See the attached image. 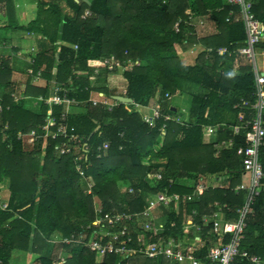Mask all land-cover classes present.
Listing matches in <instances>:
<instances>
[{
  "label": "trees",
  "instance_id": "16d2710c",
  "mask_svg": "<svg viewBox=\"0 0 264 264\" xmlns=\"http://www.w3.org/2000/svg\"><path fill=\"white\" fill-rule=\"evenodd\" d=\"M1 2L5 3V27L38 32L53 46L58 40L69 44L36 53L32 68L34 73L39 70L45 80L52 79L66 87L69 96L77 100L75 105L80 101L84 111L67 114L66 123L74 126L81 146L89 148L59 155L54 146L61 138H48L44 146L41 139L28 142L31 130L41 132L48 105L41 101L34 112L24 108L22 101L13 102L10 92L1 96L0 184L8 179L9 199L6 208H0V264H9L14 250L38 254L39 264H53L62 253L67 256L64 264H115V254H104L102 261L96 263L97 254L83 243H65L62 238L84 232L87 240L96 228L85 227L96 214L140 212L151 194H190L201 178L227 174L225 186L203 187L196 190L191 201H171L168 206H159L168 207L160 211L166 216V226L171 222L175 225L159 236L172 235L185 245L193 244L196 238L187 221L190 212L196 211L194 221L201 226L199 238L203 241L196 246V256L205 260L207 248L216 245V236L209 232L210 225L203 226L201 217L212 214L215 202H219L228 206L224 216L235 218L233 209L241 207L245 197V192L237 189L243 173L239 147L245 145L244 132L231 136L224 126L213 133L206 132L210 125L224 123L227 128L226 124L237 123L240 110L247 118L251 109L234 105L241 99L250 103L254 100V75L249 61L238 52H216L220 47L233 48L234 43L245 38L241 21L234 16L226 20L229 11L237 10L236 7L224 0H67L73 11V15H68L50 1L38 2V10L46 12L44 15L38 14L34 20L20 25L13 0ZM252 3L254 17L264 23V0ZM187 8L194 14L209 11L216 32L200 37L185 22L176 31L174 24L185 19ZM195 45L201 50L194 62L182 63L180 50ZM208 47L214 49L209 55L205 51ZM257 47L264 49V40ZM110 56L121 63L131 59L139 64L109 71L103 59ZM95 69L98 71L92 78ZM116 72L125 78V95L133 102L112 100L117 105L111 110L102 104L93 105L88 100L91 91L111 98L106 76ZM11 75L9 59L0 55V87L10 85ZM184 84L199 87L191 95L188 108L172 103ZM48 88L27 81L24 95L46 97ZM152 98L155 102H151ZM135 104L158 105L162 115L154 127L143 121L142 114L134 109ZM64 108L52 106V116L57 121ZM227 112L234 114L231 123L221 122ZM164 114L179 116L182 122L165 119ZM207 137L210 139L204 142ZM228 138L233 140L231 147L216 145ZM103 142L109 146L98 157L96 148ZM78 154L82 156V175L74 161ZM260 161L264 170V147ZM158 172L160 180L154 179ZM129 188L133 191L129 192ZM94 239L104 237L95 234ZM228 239L225 235L224 241ZM50 243L56 245L54 250ZM240 247L251 255L264 256V193L256 196L249 207ZM168 261L161 259L157 264ZM149 262L135 259L130 264H156ZM231 264L251 263L236 257Z\"/></svg>",
  "mask_w": 264,
  "mask_h": 264
},
{
  "label": "built area",
  "instance_id": "2783aa9c",
  "mask_svg": "<svg viewBox=\"0 0 264 264\" xmlns=\"http://www.w3.org/2000/svg\"><path fill=\"white\" fill-rule=\"evenodd\" d=\"M227 2L239 6V14L235 16L230 11L226 20L229 21L234 16L236 21H241L245 31V38L234 43L233 48L220 47L216 49V52L219 55L238 52L249 61L254 75V100L250 103L247 99H241L240 103L234 105V108L238 109H251L247 118L245 117V113L240 110L236 114L237 123L231 126L230 124H226L227 128L224 123L214 126L210 125L206 127V132L208 134L213 133L220 126H224L223 129L230 130L231 136L238 135L242 131L244 132L245 145L239 147V151L242 153L241 170L243 174L247 175V180L240 183L237 189L244 190L246 195L243 205L233 209L237 216L235 218L225 217L224 210H228L227 204L215 202L212 215H203L201 217L203 226L210 225L209 232L216 236V245L207 248L204 256L205 260L196 256V247L193 244L185 245L180 238H175L172 235L165 238L159 236L165 229L172 228L175 225L171 222L169 226H166V222L158 221L160 216L154 215L153 211L161 204L168 206L171 201H191L196 195V190L204 187L201 182L196 185L190 194L176 192L169 194L163 191L151 194L147 199L145 208L140 212H106L103 215L96 214L91 223L85 227V230L90 229L91 225L96 228L87 240H84V232H80L78 235L71 234L69 238H62L65 243L71 241L83 243L98 256L115 254L119 258L115 264H128L129 260L133 257L159 260L161 258L169 259L172 261L171 264H231L236 257H243L251 264H264V256L251 255L240 247L249 207L256 196L264 193V170L260 161V150L264 147V75L262 74L264 70L259 69L256 61L257 46L264 40V23L254 17L251 10L253 4L251 0H227ZM86 14H89V12L86 11ZM185 15L186 17L183 21L182 19H178L175 22L174 29L178 31L180 23L185 22L189 27L194 28L192 31L196 32V14L187 8ZM202 23V21L198 22L200 25ZM72 48L76 49V45H73ZM213 50L211 47H208L205 51L209 55ZM103 63L109 71H113L116 68L121 70L131 68L132 66L138 65L139 61L128 59L121 63L114 56H110L104 58ZM97 71V69L93 70L94 73H97ZM52 90V95L39 97V100L43 101L49 107L47 117L45 123L41 126V132L36 130L30 131L28 142H37L41 139L44 146L48 138H61V141L54 146V149L59 155L70 154L73 150H78L80 147L83 150L88 149L89 147L86 145L81 146L79 143L80 136L74 126H69L66 123L67 109L69 106L76 104L77 100L69 96V91L66 87L58 85L55 82ZM165 96L170 98L168 93H165ZM102 97L100 95V98H90L89 101L93 105L102 104L108 110H111L113 106L117 105L112 100L102 99ZM54 105L65 107L64 111L60 114L59 121L52 116V106ZM134 107V109L142 114L143 121L150 127H154L156 121L162 115L158 105L148 104L147 106H140L135 104ZM126 108L131 110L129 107ZM163 117L165 119H174L176 122H182L179 116L172 117L164 114ZM51 127H55V129H51ZM163 129L164 125L162 126ZM216 145L231 147L233 140L232 138L223 139ZM108 146V142H103L101 145H98L96 148L97 156L99 157V154L105 152ZM81 159L82 156L79 154L74 156L76 170L80 175L83 174L80 163ZM161 177V173L159 172L154 175V179L156 180H160ZM168 181L170 185L173 182L171 178ZM128 191L132 192L133 190L129 188ZM6 206L7 202L0 201L1 209H5ZM100 211L99 208L96 209L97 213ZM195 218L196 211L192 210L187 217V221L195 233L197 231L199 234L201 226L196 225ZM95 234L101 235L104 239H94ZM225 235L229 236L227 241H224ZM64 262L65 257L60 254L53 264H64Z\"/></svg>",
  "mask_w": 264,
  "mask_h": 264
},
{
  "label": "crops",
  "instance_id": "0c3cea01",
  "mask_svg": "<svg viewBox=\"0 0 264 264\" xmlns=\"http://www.w3.org/2000/svg\"><path fill=\"white\" fill-rule=\"evenodd\" d=\"M50 1L56 2L58 7L61 8L64 13L68 15H73L72 9L66 3L67 0H58V2L55 0H13V7H14L15 16L17 18L18 23L20 25H23L29 21L34 20L38 14L44 15L46 12H41L38 10V2H50ZM75 1L77 2L78 0H75ZM224 1L227 2V0H224ZM229 4H232L236 7L237 10L232 9L230 11H232L233 14L237 16L239 14V6L233 3H229ZM43 8H48V6L44 5ZM6 19L7 17H6V12H5V3L1 2L0 3V55H3L5 58L9 59L11 68H12V75H11L10 85L6 88L0 87V99L2 98L1 96L3 94L10 92V97L13 98V102L17 103L19 101H22L24 108L35 112L39 109V102H41L39 100V97H44V96L39 95L36 98H33V96H28V95L25 96L24 90H25L27 81H30L31 84L38 86V87L39 86L43 87L47 85L49 88H48V93L46 97L52 95V92H53L52 86L54 84V81L52 79L50 81L45 80L43 77H41V73L39 72V70L37 71V73L33 72V68H32V62L34 60L33 58L35 57L36 53L40 51L45 52L53 48H55V50L56 49L58 50L59 46L61 45L68 46L69 44L64 41L58 40L53 46L46 39H44V37L38 32H27L21 29H13V28L5 27ZM199 21H202L203 23L200 25L198 24ZM215 32H216L215 25H214V22L211 18L209 11H208V14H202V12H198V14H196V32L195 33L197 35L200 34V37H201L202 35L213 34ZM198 47L200 46L196 45V48L193 47L192 50L194 51V49H196V53H199L201 48H199V52H198V49H197ZM257 50H259V54L263 57L262 70H264V49L259 48ZM187 64H191V63H187ZM119 70L120 69H118V71ZM95 74L97 73H93L91 76H95ZM106 83H107V86L111 89V93L113 95L115 94L125 95L127 82L125 78L119 72L107 74ZM117 91H120V93ZM180 94L181 93H178L177 96L181 98ZM100 95L103 96L102 99L114 100V99H111L112 97L109 98L107 96L100 94L97 91H91L89 95V99L90 98H100ZM151 102H155L153 98L151 99ZM172 103L175 104L174 102ZM83 111H84V108L81 107L80 101L77 105L73 104L69 106L67 109L68 115H75ZM233 120H234V114L227 112V113H224L221 119V122L231 123L233 122ZM209 139L210 138L208 137L205 138L204 142H207ZM227 178H228L227 174H219L215 176H205L204 179L201 178L202 179L201 182L204 184V188L222 187L226 185ZM240 180H241L240 183H242L243 181H246L247 175L242 173ZM3 183H7L9 185L8 179H5V181H3L0 184V188H1L0 201L8 203L9 197L7 198L3 197V188L1 187ZM245 195H246V192L244 196ZM166 208L168 207H165V208L162 207V210L164 209L166 210ZM160 214L161 216H163V214L159 211V215ZM211 215L212 214H205V216H211ZM199 234L197 233V231L195 233V231L193 230V236L196 237L195 238L196 244H195V241L193 242V245L195 247L203 244V242L199 238ZM198 238L199 240L197 241ZM37 257H38V254H35V253H31V255L29 256V253L27 251L14 250L12 252V256H11L9 264H22L25 262H26L25 264H39ZM64 257L66 258L67 256H64ZM102 258L103 256H98V255L95 256V262L96 263L101 262ZM139 258L140 257H133L132 259L129 260L128 264H130L131 261L135 259H139ZM117 259L119 258L117 257ZM143 259H147V258H143ZM148 260L150 262L153 261L156 264L159 263L160 261L159 259H148ZM168 262H169L168 264H171L172 261L169 260Z\"/></svg>",
  "mask_w": 264,
  "mask_h": 264
},
{
  "label": "rangeland",
  "instance_id": "374dc122",
  "mask_svg": "<svg viewBox=\"0 0 264 264\" xmlns=\"http://www.w3.org/2000/svg\"><path fill=\"white\" fill-rule=\"evenodd\" d=\"M55 1L58 2V0H55ZM193 47L196 48V45L193 46ZM193 47H190V48H188L185 51L184 50H180V52L178 53V55H179L182 63L187 64V63H193L194 62L195 57L197 56L198 53H196V49H194V51L192 50ZM199 48H201V47H198L197 48L198 49V52H199ZM192 51H193V53H192ZM256 61H257V64H258L259 69H262L263 68V57L259 54V50L256 51ZM198 90H199V87L198 86H194V85H190V84L189 85L188 84H184V86L182 87L181 94H180L181 98L180 97H177V95H175V96H173V99H174L173 101H174V103L176 104L177 107L178 106H184V107L188 108V106L190 104L191 95L193 93H196V91H198ZM117 92L120 93V91H117ZM175 99H178V100H175ZM179 100H180V102H179ZM163 104L165 105L166 103L163 102ZM8 186L9 185L7 183H3L1 185V187L3 188V197H5V198L9 197V189H8ZM95 205H96V207L99 206V204L97 202L95 203ZM161 210H162V207H158L156 210L153 211V214L156 215V216H158L159 215V211H161ZM159 216H160V218L158 219V221H165L166 216L165 217L164 216H161V215H159ZM190 229H191L192 235H193V229L191 227H190ZM55 236H59V233H56ZM192 241H193V238L190 240V243ZM50 244H51L50 247H52V249L54 250L55 247H56V245H52L53 243H50ZM28 253H29V256H30L31 253L30 252H28ZM62 255L65 256L64 253H62ZM139 259H143V258H139ZM146 260H148V259H146ZM146 260L144 259L145 263L146 262H149V261H146ZM25 263H22V264H25Z\"/></svg>",
  "mask_w": 264,
  "mask_h": 264
},
{
  "label": "water",
  "instance_id": "95a60500",
  "mask_svg": "<svg viewBox=\"0 0 264 264\" xmlns=\"http://www.w3.org/2000/svg\"><path fill=\"white\" fill-rule=\"evenodd\" d=\"M262 74L264 75V72H262ZM112 99H114L115 101H118V102H121L123 104H130L133 102V99L126 96V95H118V94H115V95H112L111 96ZM99 128V126H97L94 131H96L97 129Z\"/></svg>",
  "mask_w": 264,
  "mask_h": 264
}]
</instances>
